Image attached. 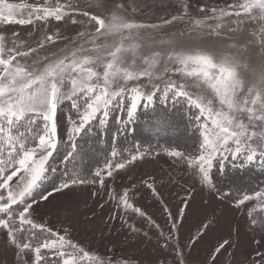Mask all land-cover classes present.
<instances>
[{"label":"snow or ice","instance_id":"1","mask_svg":"<svg viewBox=\"0 0 264 264\" xmlns=\"http://www.w3.org/2000/svg\"><path fill=\"white\" fill-rule=\"evenodd\" d=\"M157 7L163 12L155 21L136 18ZM191 8V0H0L5 28L0 31V253L11 251L13 264H145L90 254L69 238L70 223L61 234L37 222L35 205L67 197L78 186L99 184L103 189L105 177L114 179V172L159 155L161 149L151 144L133 142L122 149L119 141L122 135L127 141L140 122L156 134L180 135L181 125L169 108L183 112L188 121L183 132L198 133V147L196 154L172 146L162 150L186 163L201 191L232 198L231 191L218 187L214 169L225 180L231 170L264 174V0L201 4L200 17ZM37 22L45 29L50 22L57 27L37 37L35 46L18 32L6 34L10 25H32L33 36ZM64 26H75L74 31L65 34ZM57 44L62 46L52 47ZM24 58H31V64ZM66 101L75 115L68 117L61 134L57 111ZM141 109L151 111L152 121H142ZM101 136L110 137L106 148L100 139L99 147L85 148L89 138ZM61 145L65 156L53 166L50 161ZM97 151L105 153L103 167L92 171L80 166ZM58 172L62 179L48 190L49 177ZM143 183L163 204L165 225L130 202V189L122 194L112 189L109 198L125 215L131 210L143 218L147 230L119 218L132 239L141 233L149 237L151 231L172 264H187L179 232L192 210L195 187L186 190L173 215L155 178ZM235 191L237 208L256 202L246 212L255 247L242 253L237 230V239L216 240L206 264H264V185ZM215 224L214 217L201 221L188 250ZM167 260L164 256L149 264Z\"/></svg>","mask_w":264,"mask_h":264},{"label":"rangeland","instance_id":"2","mask_svg":"<svg viewBox=\"0 0 264 264\" xmlns=\"http://www.w3.org/2000/svg\"><path fill=\"white\" fill-rule=\"evenodd\" d=\"M13 3H36L37 0H10ZM43 3V0H40ZM55 0H53V3ZM226 0H191L192 8L191 13L193 16L200 17L204 13L198 12V6L206 4L208 6H220L225 5ZM231 2V0H228ZM163 9L161 7L155 8L154 13L149 12L148 16H137V19L155 21L158 14H162ZM35 27L38 31L35 35L29 36V33L33 31L32 25L20 26L10 25L6 29V34L11 36L13 32L20 34L19 38H23L29 41L32 46H35V40L37 37L42 36L46 31L54 32L56 29L55 22H50L47 29H45L40 22H37ZM75 26H64L62 31L65 34L72 33ZM179 27H184L183 24ZM251 27V26H249ZM0 31H5L4 25H0ZM247 31L241 34V39L246 38ZM62 44L52 46L58 48ZM87 46V45H86ZM31 64V58H24ZM55 59V57H53ZM170 109V108H169ZM171 112H177L179 116L175 117V121L181 125V134L175 135L171 132L165 134L161 132L156 134L154 131L144 123H139V133L150 139L157 147H178L179 150L184 151L186 154H196L198 147V136L191 135V131L188 133L183 132L184 125L187 124V118L182 111L176 109L169 110ZM143 121H152V113L148 111L146 114L141 109ZM75 113L71 109L70 102H65L64 105L57 111V120L59 123V131L63 134V130L67 127L68 117ZM184 123H182V119ZM110 138V137H109ZM178 139L179 143L174 140L172 142L168 139ZM190 138L192 142H190ZM98 139L103 140V136ZM122 141L123 135L121 136ZM120 139V140H121ZM104 141V140H103ZM157 141H160L159 143ZM105 142V141H104ZM130 143V142H128ZM191 144V148H184L181 145ZM125 145V141H124ZM91 146L97 148L99 145L97 141L87 143L86 149ZM104 146V145H103ZM65 147L61 145L58 151L54 153L50 163L53 166L59 165L63 160L65 154ZM60 154V155H59ZM59 155V156H58ZM105 153L103 151H97L92 153L89 158L80 166L84 164L94 162V160L103 159ZM97 160V161H98ZM79 163V162H78ZM103 167V166H102ZM231 166L229 165V168ZM62 168V165H61ZM87 169V168H86ZM92 170V169H91ZM246 173H241L239 177H233L235 172L240 170H231L229 172L228 181L226 185H231L230 190L236 192V188H242L244 182L250 180L252 188L259 187L262 182L263 175L256 169H244ZM216 175L218 172L213 170ZM245 175V176H244ZM217 176V175H216ZM257 176V177H256ZM149 177L155 178V187L160 193L163 201L173 212V215L177 214L178 208L181 205L182 198L185 196L187 189L195 187L196 194L194 202H192V210L187 212L185 220L180 225V243L185 248V259L187 264H206L208 260L209 252L216 240L220 237H226L231 235L233 239H237V230L239 238V250L244 252H251L255 245L252 243L251 234L246 229V212L248 208H251L256 202H249L247 205L235 206V200H231L227 197L221 198L219 193L203 190L201 191L199 186L196 185L192 171L186 168L184 161H177L175 158L169 157L163 150L159 155L153 153L151 156H146L143 161H138L134 165L128 166L125 170H119L114 172V179L105 177V187L100 188L99 184L91 186L84 185L78 186L67 197H59L52 200L51 203L41 202L35 205L37 208L35 217L39 222L46 223L48 227L58 230L63 234V226L70 223V236L75 243H78L81 247L89 251L90 254L95 256H101L104 259L112 257L113 259L129 258L130 260H143L145 264H149L151 261H156L160 257L167 256V264H172L171 255L165 252L157 246L156 236L150 231L149 237L139 234L135 239L129 233V229L120 216H124L129 223L135 224L136 227L147 230L146 221L128 210L126 215L123 212L117 210L115 201L109 198V192L115 189L116 193L122 194L125 189H130L129 199L130 202L146 211L162 226L165 225L167 219L166 214L163 211V204L152 195V192L143 181L148 180ZM233 177V178H232ZM62 178L59 172L55 176H50L46 183L48 190H54L53 184L59 183ZM251 188V189H252ZM247 188L246 190H248ZM93 193H97L93 195ZM51 199V198H50ZM206 202V203H205ZM103 203L104 207L101 208L100 204ZM256 215H260L257 213ZM111 217H117L111 219ZM215 218L216 224L210 232L197 241L196 244L191 246L190 251L187 247L188 240L195 235L196 229L199 227L201 221L207 218ZM167 231V228H165ZM0 247H2V241H0ZM12 252L8 251L6 254L0 253V264H13ZM85 264H94V262H85Z\"/></svg>","mask_w":264,"mask_h":264},{"label":"trees","instance_id":"3","mask_svg":"<svg viewBox=\"0 0 264 264\" xmlns=\"http://www.w3.org/2000/svg\"><path fill=\"white\" fill-rule=\"evenodd\" d=\"M170 111L171 110H173L172 108H170L169 109ZM170 116L173 118V119H175V117L176 116H179V114H177V112H171L170 113ZM142 118H143V116H142ZM180 119H182L181 117H180ZM184 119H182V123H184V121H183ZM142 121H143V119H142ZM110 123H112V122H110ZM141 123V122H140ZM185 124V123H184ZM143 125H145V124H143ZM112 126H113V128L115 127V125H114V123L112 124ZM135 127V132L134 133H132V132H130L129 134H128V139H127V141H125V145H124V141H122V139L119 141V143H120V145H121V148L122 149H126V148H128V147H130L131 145H132V143L133 142H136V143H140V144H142V145H144V146H147V145H149V144H151L152 145V147L153 148H157V146H156V144H153L154 142L153 141H151L150 139H145V137L144 136H142V134L141 133H139V129L142 127H140L139 126V124L137 125V126H134ZM138 127H140V128H138ZM192 135V134H191ZM97 137H92V138H89L88 140H87V143H92V142H94V141H97ZM193 139V138H192ZM192 139L190 138V142H192ZM103 140L105 141V143H104V147L106 148L107 146H108V142L110 141V138L109 137H105V136H103ZM175 141L176 143H179V141H178V139H174V138H170V139H168V141H170V142H172V141ZM128 142H130V143H128ZM158 143L160 142V141H157ZM83 143V142H82ZM87 143H85V147L87 146ZM182 147H184V148H191V144L190 143H188V144H183V145H181ZM164 148H166V147H163V146H159V149H164ZM65 152H66V150H64V153H63V155L65 154ZM60 155V154H59ZM58 155V156H59ZM98 160V159H97ZM97 160H94V162H90V163H88L87 165L86 164H84L83 165V167L84 168H87V169H92V171H94L95 170V168L96 167H102L103 165H104V158L103 159H99L98 161ZM246 170H240V171H237V172H235V173H237V174H235L233 177H239L240 176V174L242 173H246L245 172ZM217 176H216V182H217V185H218V187L222 190V191H224V192H228V191H231L230 190V187L228 186V185H226V181H228V180H225V178L223 177V176H221L219 173H217L216 174ZM263 175V178L260 180L261 182H262V184L260 185V186H262V185H264V174H262ZM245 176V175H244ZM231 176H229V178H230ZM232 177V178H233ZM257 177V176H256ZM248 184V185H247ZM247 185V186H246ZM246 185H245V182H244V184H243V186H242V188H244V189H247V188H249V189H251L252 188V185H251V182H250V180H247L246 181ZM232 192V191H231ZM237 195H239V193H236V192H232V198H231V200H235L236 199V196Z\"/></svg>","mask_w":264,"mask_h":264},{"label":"crops","instance_id":"4","mask_svg":"<svg viewBox=\"0 0 264 264\" xmlns=\"http://www.w3.org/2000/svg\"><path fill=\"white\" fill-rule=\"evenodd\" d=\"M89 186H91V187H89V188H93V187H94L93 185H89ZM35 219H36V217H35ZM36 221H37V219H36ZM37 222H38V221H37ZM39 222H41L40 219H39Z\"/></svg>","mask_w":264,"mask_h":264},{"label":"bare ground","instance_id":"5","mask_svg":"<svg viewBox=\"0 0 264 264\" xmlns=\"http://www.w3.org/2000/svg\"><path fill=\"white\" fill-rule=\"evenodd\" d=\"M245 185H246V182H245ZM247 185H248V184H247ZM247 185H246V186H247Z\"/></svg>","mask_w":264,"mask_h":264}]
</instances>
